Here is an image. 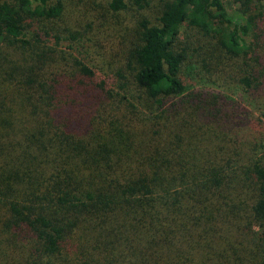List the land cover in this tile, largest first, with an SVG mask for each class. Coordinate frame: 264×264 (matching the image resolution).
<instances>
[{
	"label": "trees",
	"instance_id": "obj_1",
	"mask_svg": "<svg viewBox=\"0 0 264 264\" xmlns=\"http://www.w3.org/2000/svg\"><path fill=\"white\" fill-rule=\"evenodd\" d=\"M101 1L0 0V264H264V0Z\"/></svg>",
	"mask_w": 264,
	"mask_h": 264
},
{
	"label": "rangeland",
	"instance_id": "obj_2",
	"mask_svg": "<svg viewBox=\"0 0 264 264\" xmlns=\"http://www.w3.org/2000/svg\"><path fill=\"white\" fill-rule=\"evenodd\" d=\"M109 2V0H102L101 1V4H102V6H101V8H102V10L104 9H106V7H107V3ZM102 10H99V11H102ZM154 13V12H153ZM152 16V15H151ZM80 24H84L85 25V23L84 22H79ZM95 37V35H92V36H89V38L91 39V42H90V44L93 46L92 48L94 49V50H97L98 51V54L97 55H99L100 57H101V59H102V64H103V67L105 68V72H108L109 70H111L114 66H115V61H116V59H114V60H110L109 58H103L105 55H107V54H114L115 55V52L117 51V46H116V44H115V40H112V46H114V48L113 49H111V48H103V47H101L100 49H98L97 48V46H96V44H95V41H94V38ZM96 38V37H95ZM93 40V41H92ZM90 45V46H91ZM97 55L96 54H94L93 53V51H91L89 54H87L86 55V53H82L81 52V54L79 55V57L82 59V60H88L89 62H93L94 64H97L98 65V68L101 70L100 71V73H105L104 72V70H103V68L101 67V65H100V63H99V61H98V57H97ZM88 56V57H87Z\"/></svg>",
	"mask_w": 264,
	"mask_h": 264
}]
</instances>
